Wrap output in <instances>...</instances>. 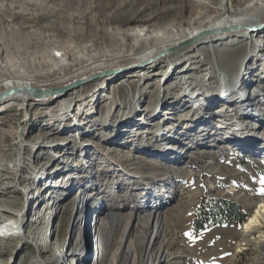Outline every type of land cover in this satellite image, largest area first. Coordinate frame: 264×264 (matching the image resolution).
Returning <instances> with one entry per match:
<instances>
[{
    "label": "rangeland",
    "instance_id": "374dc122",
    "mask_svg": "<svg viewBox=\"0 0 264 264\" xmlns=\"http://www.w3.org/2000/svg\"><path fill=\"white\" fill-rule=\"evenodd\" d=\"M116 1L121 2L122 0ZM97 2L99 0H0V8L7 9L5 11L7 19L0 34V43H3V39L7 40V43L6 46H0V61L3 62V59H7L11 64L17 65L25 74L33 75L36 73L41 76L50 72L54 74L53 72L61 66L62 61H71V58L65 54V44L69 46L74 56L102 54L103 49L99 50L92 45L89 37L85 36V40L77 41L69 33L66 34L63 31L65 24L72 25V27L79 25L83 29L84 20L98 13L96 9L87 15L86 10L90 8V4ZM245 2L249 3L250 0H245ZM218 4V11L213 15L225 11L223 0H220ZM160 5L165 8V5L174 6L176 4L167 2V4L160 3ZM150 13H152V9L145 11V14ZM256 15H264V10H259ZM70 17H75L77 22L69 24L67 18ZM100 19H103V16ZM168 21L169 19H159L157 24H165ZM113 26L110 25L109 28ZM145 26V28H155L159 25ZM39 36L43 37L44 44L36 45L33 43L30 47L24 46L27 39L36 40ZM17 39L21 42L20 46L11 43ZM258 43L264 45L263 41L258 40ZM228 47L230 46L228 45ZM245 48L249 49L250 53H253L252 50L255 49L249 44L243 47V49ZM249 51L245 55L247 59H242L243 55L237 48L233 54L236 58L229 60L231 69L227 70L231 72L227 73L226 69H223L224 66L219 62L213 64L206 60L207 56L212 54L215 56L216 53L211 52L206 56L201 53L199 58L190 57L186 61L185 67L187 69H191L194 65L197 66V69L192 74L185 73L182 81L176 80L180 79L181 73L179 74L180 77L169 81L168 76L170 74L165 73L167 69L164 67L158 68L161 75L157 80L132 75L138 70V67H134L126 70L124 76H121L124 83H130L132 79H137L138 86H127L129 90L131 88L130 93L123 90L120 92L113 91L112 87L121 82L119 81L120 78L110 80L107 76H98L87 80L88 82H76L72 88H68V91L56 95L60 97L59 99L53 97L54 99L48 100L46 98L45 104L39 101L32 102L31 105H26L22 109L19 107L20 104L15 102L7 108H1L0 142H3L2 147L7 150L8 163L17 165L15 171L9 173L12 178L9 188H7L12 195H15V202L6 204L8 208L1 211L2 218L0 220L10 219L15 222L23 220L21 230L25 232V235L8 239L0 237V242H2L0 246L11 249L10 252L0 256V262L3 264H59L54 260L49 262L50 254L46 247L39 249L36 244H32L33 242L31 244L28 242L35 240L40 243L54 239L58 235L56 228L64 218L65 228L62 238L72 242L74 238L79 236L80 230L85 229L86 222H88L86 218L89 219V216H86V211L88 213L90 210H92L95 222L98 218L97 212H101L99 215L102 217V224L104 225L114 211L133 209L134 216L129 220L136 222L139 203L144 206L143 208L156 209L165 220L170 221L166 226L167 238H165L170 242L171 250L178 252V256L173 259L172 264H192L190 260L198 258V255L201 254L200 248H206L203 246L205 244L207 249L213 248L218 252V240L227 232L230 234L242 233L250 241L256 242L261 235L248 236L246 227H243L242 223L213 221L207 223L203 229H197L194 226L196 211L203 196L234 200L243 207L246 214L251 212L253 208L250 203L260 196L257 191H250L247 185L264 180V165L261 164L264 158L258 154L255 156L257 159H253L254 156L250 155L254 153L252 149L261 143L258 135H264V126L262 127L264 125V109H258L257 107L260 106H256L257 104L253 108H247V105L242 104L246 99L251 98H254L255 101L259 99L258 104L262 100L264 101V94L262 95L264 90L261 91V94L258 91L255 94L253 91L258 87H264V74L260 73L259 67L262 62L264 64V52L255 50L253 56L249 57ZM258 58L261 59L260 62H258ZM99 60L105 59L101 55L97 57V61ZM86 63L84 62V64ZM215 68L219 69L223 77L221 75L219 77ZM240 69L245 70V75L240 73ZM190 75L189 79L188 76ZM217 78L220 83L216 82ZM224 80L231 81L229 85L226 84L225 89L223 88L225 85L222 83ZM249 81L255 83L252 84V90H247ZM98 82L101 86L95 88L97 90L88 89L90 88L88 86L98 84ZM162 84L165 87H163V91H160ZM98 93L99 95L104 94V96L98 98ZM217 93L228 98L223 102ZM118 100L119 107H112ZM132 100H136V103L130 105ZM188 106L193 109V111L188 112L189 116H192L191 119H186L181 123L176 122L175 125L160 130L166 126L172 117L170 123L175 121L176 118L174 117L183 109H188ZM152 109L154 111L150 113ZM224 110L225 112L221 113ZM121 112H124L125 115L119 118ZM219 114L221 117L218 116ZM53 117L57 118L56 122ZM218 118H221L222 121H219ZM74 124L76 126H73ZM177 124L179 127L176 126ZM217 126L221 128V135L214 134V129ZM213 127L215 128L213 129ZM235 131L241 135H232L231 133ZM130 132H133L135 137L131 138ZM161 132H163L162 135ZM118 133H121L118 140L114 138L112 140L111 138ZM125 136L133 139L132 143L139 147L142 155L157 158L162 162L161 164L167 165V167L172 166V164L175 166L176 177H169L168 180L171 181L169 185H165V182L162 184L157 177H162L164 173L168 174L162 169L151 170L155 173L153 178L151 175L153 173H148L150 169L137 172L135 167L130 169L125 167V173L120 171L121 169L118 167L123 166L121 165L122 162L116 160L114 152L110 153L106 150L108 147H112V144L115 145V142L126 139ZM164 138L170 143L167 149L162 150L158 145L159 141L164 142L162 140ZM143 140L146 143L138 145ZM221 142L226 145L217 147L220 146ZM59 144L66 146L65 152H61L60 159L54 161L61 148L59 150L57 148L55 151L53 147ZM196 146H204L213 154L204 157L202 153L197 152L194 153L195 156H188V152ZM76 161L79 162L76 163ZM207 161H215L221 166L228 164L231 171L240 174L239 180L232 184L230 180L224 181L225 179L218 175L212 176L211 173L199 169V165L203 166ZM60 162L63 163L59 167ZM126 163L128 161L123 162L124 165ZM62 167L64 168L62 169ZM91 170L93 173L96 172L93 179H88L85 184L79 185L80 182L76 181L79 179L80 173L86 171L90 173ZM2 176L0 175V177ZM45 177L48 178L46 180L51 185H59L56 180L65 177L61 186H69L66 194H61L60 188L57 189L54 186L49 188L45 184ZM147 177H151L150 181L145 179ZM5 180L9 181V178ZM151 180H155V187L152 189L150 185H147V182H151ZM216 180L224 182L214 188L212 186ZM67 181L68 183H65ZM111 184L120 189L114 195L107 193L113 187L110 186ZM77 185H79L77 189H90L92 193L89 195L88 200L90 202H87L86 210L83 209L82 218H78V213L74 214L72 209L66 212L68 214L66 217L60 206L53 215L44 212L46 202L52 198L58 202L62 201L72 194ZM141 185L150 186L148 187L149 190L138 187ZM230 186L235 187L236 192H227ZM136 189L139 190V194L132 196ZM180 190H184L185 193L180 199H175L179 197L177 194ZM51 192L52 195H50ZM151 195L156 196L151 197ZM180 206H185L186 215H188V220L181 224L177 220ZM183 212L185 211L182 210ZM42 213L44 214V223L36 222ZM72 222L75 223V225L73 223V229L75 227L73 236L68 233L69 229H72L70 228ZM131 222L128 225L130 233L123 240L125 246L131 238L137 235H142V237L145 235L143 232L132 229ZM156 224L157 220H154L152 226L155 225L156 227ZM36 226L43 228L40 230L45 231L46 229L44 236H38ZM101 226H99V230H102ZM121 226L123 227L119 221L115 222L108 234H101V257L116 248L118 233L122 231ZM48 228H51L50 232ZM93 232H96L95 228H93ZM149 237L150 240H153L152 233L149 234ZM157 243L158 241L155 239L152 241L155 246ZM80 244L83 256L77 259L69 257V261L65 264H75L76 260L79 261V264L88 262L92 248L90 236L87 242L83 237ZM248 244L253 243L248 242ZM255 248L256 246L250 250V247H247L241 252H235L231 256L233 264H255L257 258Z\"/></svg>",
    "mask_w": 264,
    "mask_h": 264
},
{
    "label": "bare ground",
    "instance_id": "6f19581e",
    "mask_svg": "<svg viewBox=\"0 0 264 264\" xmlns=\"http://www.w3.org/2000/svg\"><path fill=\"white\" fill-rule=\"evenodd\" d=\"M167 2H174L176 5H165V8L161 7L160 3L167 4ZM218 2H220V0H122L121 2H117L116 0H99V2L95 4H90V8L86 10L87 15L96 9L98 10V13L94 16H91L89 18L90 20H84L83 29L79 25L72 27V25L68 26L65 24L63 25V31L66 34L69 33L70 36L74 39H77V41L85 40V36L89 37L92 45L99 48V50L103 49L102 54L97 56L89 54H85L83 56H74L69 46L65 44V54L71 58V61H62L61 66L53 72L54 74L50 72L48 74L44 73L41 76H38L40 74L36 73L33 75L28 73L25 74V72H22L17 65L11 64L7 59H3V62L0 61V109L7 108L15 102L20 104L19 107L23 109L26 107V105H31L32 102L39 101L43 104L44 100H52L54 99L53 97L59 99L60 97H57L56 95H61L62 92L68 91V88H70L76 82H85L98 76H107L110 80H117L120 78L119 81L121 82L112 87L113 91L120 92L123 90L126 93H130L129 91L131 88L129 90L127 86L130 87L137 85V79H132L130 83H124L122 80L123 77L121 76H124L123 74L126 70L134 67H138V70H136L135 73H132V75L135 74V76L139 77L145 76L147 79L150 78L152 80H157L159 78L161 73L159 72L160 70L158 68L164 67L167 69L165 73L170 74L168 76L169 81L171 79L174 80L176 77H180V73L182 74L180 79L176 80L182 81L185 73L192 74L197 69V66L195 65L191 69H187L185 67L186 61L190 57L199 58L201 53L205 54L203 56H206L211 52L216 53L215 56H213V54L211 56H207L206 60L213 64L219 62L224 66L223 69H226V73L231 72L227 70L231 69L229 66V60L236 58L233 54L237 48H239V52L243 55L242 59H247L245 55L248 53L249 49H243L246 44L255 47L254 51L252 50L253 53H255V50L264 52V45L262 46L261 43H258V40L264 42V15H256V12L259 10H264V0H250L249 3L245 2V0H223V7L225 11L220 14L213 15V13L218 11ZM148 9H152V13L145 14V11ZM6 10L7 9H4V7L0 8V34L4 29L3 26L5 25L7 19L5 17ZM102 16L103 19H100ZM67 19L69 20V24L77 22L75 17H70ZM159 19H169V21L165 24H157ZM151 24L154 26H159L155 28H145V25ZM110 25L114 26L109 28ZM22 27H24L23 24ZM6 43L7 40L3 39V43H0V46H6ZM11 43L16 46L21 45L19 39L13 40ZM33 43L40 45L44 44L45 42L43 37L39 36L36 40L27 39L24 46L30 47L33 45ZM228 45L230 47H228ZM253 53H250L249 51V57H251V55L253 56ZM101 55L105 60L97 61V57ZM258 59V62H260L261 59ZM84 62L87 63L84 64ZM263 66L264 64L262 62L259 66L260 73L262 74H264ZM219 68H221L220 65ZM215 71L219 74V77H223L218 68H215ZM240 71V73H245V70L243 69H240ZM188 77L190 79L191 75ZM227 81L228 80H224V82H222L223 85H225L223 87L224 89L226 84L229 85V82H231ZM216 82L220 83V80L217 78ZM252 84L255 83L253 81H249L247 90H252ZM98 86H101L100 82H98V84L88 86L90 88H85H88L89 90H97L95 88ZM163 87H165V85L162 84V89L160 91H163ZM219 88L220 86L218 89ZM263 90L264 87H258L253 91H255V94L257 91L261 94V91ZM217 94L218 96L220 95V99H222L221 101L223 102H225L226 98H228L222 96L221 93ZM263 94L264 92L262 95ZM101 96H104V94H100L98 98ZM258 100L255 101L254 98L249 100L246 99L242 105H247V108H253L257 104L256 106H260L257 108L263 110L264 101L262 100L260 104H258ZM130 103V105H133L136 103V100H132ZM112 107H119V100ZM191 110L193 111V109L191 107L189 108V106L188 109H183L177 114L176 117H174L176 118L175 121L170 123V120L173 119L172 117V119H169L168 122L166 121V126L160 130L162 131L170 125H175L176 122L181 123V121L191 119L192 116H189L188 113ZM153 111L154 110L152 109L150 113ZM224 112L225 110L221 113ZM123 115H125V113L121 112L119 114V118ZM218 116L221 117L220 114ZM218 119L219 121H222L221 118ZM53 120L56 122L57 118L53 117ZM73 126L76 125L74 124ZM114 126L116 125L114 124ZM176 126H178V124ZM263 126L264 125H262V127ZM214 128L215 127H213V129ZM217 128L214 129V134L221 135V128L218 126ZM241 131H243L242 128ZM162 133L163 132H161V135ZM231 134H236L239 136L241 135L236 133V131ZM120 136L121 133H118L111 139L118 140ZM130 136L131 138L135 137L133 132H130ZM258 136L260 138L259 142L261 143L257 144L256 148L252 149V152L254 153L250 155L254 156L253 159H257L255 156L258 154L261 158H264V135ZM125 137L126 139L124 138V140L119 142L114 141L115 145L112 144L113 146L108 147L106 150L110 153L114 152V157L116 160L122 162L121 165L123 166L118 167L121 169L120 171H124L125 167H128V169L135 167V171L137 172H144L146 169H150L148 173H153L151 174L153 178L155 177V173L151 170L162 169L168 174L164 173L162 177L156 176L159 178V181H161L162 184L165 182V185H169L171 183V181L169 182L168 180L169 177H176L174 170L175 166L172 164V166L170 165V167H167V165L161 164L162 162L157 158L142 155V151L139 149V147L132 143L133 139L129 138V136ZM165 139L166 138L162 139L164 142L159 141L158 146L162 150L167 149L170 143ZM145 143L146 141L143 140L139 142L138 145ZM2 145L3 142H0V169L2 170L0 175H3L0 177V218H2L1 211L8 208L6 207V204H12L15 202V195H12L7 188H9L12 178L9 173L14 172L17 165L8 163L7 150L4 149ZM219 145L220 146L217 147H222L226 144L221 142ZM53 148L55 151L57 148L58 150L61 148L60 151H58V156L54 158V161H57L60 159L61 152H65L64 150L66 146L59 144L57 146L55 145ZM197 152L202 153L204 157L206 155L209 156L213 154V152H211L209 149H206L204 146H196L192 151L188 152L187 155L195 156L196 154L194 153ZM124 161H128V163L124 165ZM78 162L79 161H76V163ZM62 163L63 162L59 163V167L62 165ZM261 164L264 165V159L262 160ZM63 168L64 167H62V169ZM199 169H202L204 172L206 171L211 173L212 176L218 175L225 179L224 181L230 180L232 184L237 182L240 177L239 173L231 171L228 164L221 166L215 161H207L203 166L199 165ZM87 171L85 173H80L78 176L79 179H77L76 182H80L79 185L85 184L88 179H93V176L96 175V172L93 173L92 170L90 173ZM117 173L119 174V171ZM141 177L143 179V176ZM6 178H9V181H6ZM46 178L47 177L44 178V181L45 184L49 186V188H51V186L57 187V189L60 188L59 192L61 194H66L65 192L69 186H61V184L64 183L65 177L56 180L57 184L59 185L49 184V181L46 180ZM145 179H149L150 181L151 177H147ZM68 181L65 183H68ZM222 182L216 180L212 187L217 188L222 184ZM139 183L141 184L140 180ZM79 185L74 187L72 194L67 197L64 196L65 198L62 197L64 198L62 201L58 202V200L52 198L46 202V208L44 209V212L53 215L61 207L65 216L68 215L66 212L69 211V209H72L74 210V214L78 213V218L81 217L83 209L85 208L86 210L87 204L90 202L88 199L90 198L89 195L92 193L90 189H77ZM143 185L138 187L149 190L148 187L151 186L152 189L155 187V180L147 182V185L150 186ZM110 186L113 187L107 191L109 195H114L116 191L120 190L118 186L112 184ZM247 188L250 191L259 192L260 196H258L257 200L250 203L252 204L253 208L243 220L242 226L246 227L248 236L260 234L261 237L255 242L250 241L249 238L244 236L242 233L230 234L227 232L220 238V240H218V252L213 248L208 247L209 249H207L205 244L203 246L206 248L201 247V254L198 255V258L190 260V263L233 264L231 256H233L235 252H241L247 247H250V250H253V248L256 246L254 249L257 256L255 259V264H264V192H262V189H264V180L262 182L257 181L256 184L249 183ZM227 192L233 193L236 192V189L235 187L230 186ZM184 193V190H180L177 194L179 197L176 196L177 198L175 199H180ZM137 194H139V190L136 189L134 193H132V196ZM50 195H52V192ZM154 196L156 195H151V197ZM137 207H139V211L137 214L138 220L136 222H131V220H129L134 216L135 212L133 209L128 208L126 210L123 209L122 211H114L110 214L104 225L102 224V217L99 215L101 212H97L98 218L95 222L93 219L92 210H90L88 213L86 211V216H89V219L86 218L88 222H86L85 229L80 228L81 232L79 233V236L74 238L72 242L70 240L65 241V239L62 238L65 228L64 218V220L58 224V228H56L58 235H56L54 239L50 241L46 240V242L42 241L40 243L36 242L35 240H30L28 243L31 244L33 242L32 244H36L39 249L46 247L48 253L50 254L49 262L54 260L59 264L67 263L69 261V257H74L77 259L78 257L83 256L80 242L83 237L85 242L89 241V236L92 248L90 247L91 253L90 256H88V262H85L86 264H163L165 262L172 264L173 259L178 256V252H176V250H171L170 242H168L166 239V226L170 223V221L165 220L164 217L161 216L158 211H156V209H151V207L143 208L144 206H142L140 203ZM93 209L96 210V208ZM182 210L185 212L182 213ZM178 211L180 213L177 214V220L180 224L183 221L188 220L185 206H180ZM43 216L44 214L42 213L40 218L36 219V222L44 223ZM121 220L123 221L120 222ZM154 220H157L156 227L155 225L154 227L152 226V222ZM118 221L123 225L124 228L121 226L122 231L118 233V237L116 239L117 246L114 250L112 249L110 253L101 257V234H108L110 228L113 226V223ZM21 222H15L10 219L0 220V237L8 239L14 236L25 235V232L21 230ZM125 222H127V224H125ZM129 222L132 223V229L134 228L135 230H138V232H143L145 235H143V237L142 235H137L134 238H131L127 246H125L126 244H124L125 242L123 243V240L130 233L128 231ZM73 223L74 222H72L70 226L72 229H69L68 231L69 235L72 236L73 232H75V227L73 229ZM100 225H102V230H99ZM88 228L89 231L87 233L86 231ZM93 228L96 229V232H93ZM35 229L38 231L39 237L40 235L44 236L46 229L45 231L40 230L43 229L40 226H36ZM48 231L50 232L51 228ZM151 233L152 239L158 241L156 246L152 244L153 240H150L149 234ZM248 242H252L253 244L249 245ZM0 245H2V242H0ZM10 251V248H4L0 246V256ZM0 264H3V262H0ZM75 264H79V261L76 260Z\"/></svg>",
    "mask_w": 264,
    "mask_h": 264
},
{
    "label": "trees",
    "instance_id": "16d2710c",
    "mask_svg": "<svg viewBox=\"0 0 264 264\" xmlns=\"http://www.w3.org/2000/svg\"><path fill=\"white\" fill-rule=\"evenodd\" d=\"M247 214L234 200L203 196L196 211L194 226L203 229L207 223L213 221L242 223Z\"/></svg>",
    "mask_w": 264,
    "mask_h": 264
},
{
    "label": "snow or ice",
    "instance_id": "6c2138e0",
    "mask_svg": "<svg viewBox=\"0 0 264 264\" xmlns=\"http://www.w3.org/2000/svg\"><path fill=\"white\" fill-rule=\"evenodd\" d=\"M262 192H264V189H262Z\"/></svg>",
    "mask_w": 264,
    "mask_h": 264
},
{
    "label": "water",
    "instance_id": "95a60500",
    "mask_svg": "<svg viewBox=\"0 0 264 264\" xmlns=\"http://www.w3.org/2000/svg\"><path fill=\"white\" fill-rule=\"evenodd\" d=\"M73 86H71V88H72Z\"/></svg>",
    "mask_w": 264,
    "mask_h": 264
}]
</instances>
